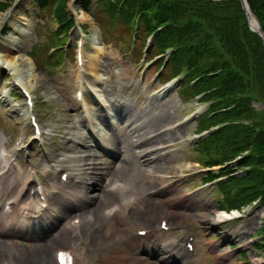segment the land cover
Returning a JSON list of instances; mask_svg holds the SVG:
<instances>
[{
    "label": "rangeland",
    "instance_id": "374dc122",
    "mask_svg": "<svg viewBox=\"0 0 264 264\" xmlns=\"http://www.w3.org/2000/svg\"><path fill=\"white\" fill-rule=\"evenodd\" d=\"M36 1L37 0H19L17 3H13V13L10 15L7 22L11 29L7 32L6 38H4L5 36L0 37V47L7 44L10 40L14 41L13 50L15 51L12 54H16L15 56L18 57V59H16V66H18V71L22 72L19 73L20 77L29 82L32 86L31 90L37 98L35 101L37 105H39V109L41 108L42 110L41 115L44 119V125L53 124L58 130L55 138L52 140L54 142L50 146L54 152L53 154L65 153L68 156H73L71 150L64 152V149L66 147H70L71 149L74 148L75 143L73 141L76 140V134L80 132L84 133V130H81L83 127L79 123L77 110L72 101V94L76 86L77 68L74 61L73 49H75V47L71 45L74 43L77 44L76 39L80 37V29L75 27L68 33V41L71 46L69 52L73 51V55L71 56L68 54L61 70L58 68L56 73L52 74V76L49 75L50 71L46 66L41 68L44 73L42 75H34L33 72L29 70L28 66L21 70L22 65H19L18 62L24 60V57L30 52L35 42H42L44 39V36L36 38L34 35V29L39 22V12ZM80 6V0H71V3H69L70 10L76 15L77 22L84 26L86 33L84 47L86 63L84 69L87 71V77L90 78L91 76L96 84L99 79H102L99 80L100 85L98 89L101 92H105V95L103 94L105 99L115 104L113 105V109L115 110L114 121H108L111 124H116V126H118L119 123H123L126 126L132 123L134 130L136 129L137 132H134L132 135L133 132L130 133L129 128L127 132L130 133L129 136H133L132 139L139 140L143 132L152 129L148 127L151 126L150 118L161 115L162 112L166 111L171 116V119L165 123V127L163 126L162 130L167 129L171 131H169V133L167 132V137H165L168 141L162 138L160 143L163 145L159 147L169 146L168 148L162 149V152L159 153L161 158L157 162V165H149L143 167L141 170H133L134 174L132 177L126 172H109L105 176L104 179L106 183H111L114 180L122 182L123 180L128 181L131 187V193L140 196L135 209L132 210L128 219L126 218L124 220L119 214H116L105 220L99 217L98 220V209L102 214L106 212L105 209L107 205L114 203L116 196L114 198V194H104L102 192L91 194V196H97L98 198L93 206L92 204L90 205L92 206L90 212H92L99 223L95 231L100 233V237L95 238L94 234L91 236L89 233H92L93 229L88 231L87 224L85 225L86 227L82 225L76 230L82 241L88 243L91 248L84 260L79 256L82 246L75 247L76 241L72 240L71 237L68 238L70 231H68L65 239L59 242L52 239V236L56 232V230L53 229L45 235L42 233V236H44L43 238H39V236L33 237L32 241L29 243H25L18 238L24 245L23 247L2 248V252L0 253V264H19L17 261L18 257L26 255L27 253L33 254L35 252H40V247L49 250V255H51L53 259L55 250L69 249L71 246H74L73 250L76 254L78 264H164L160 263L159 259L163 258V260H166L168 255L163 256L159 254L155 256L158 260L151 258L156 255L152 245V243H157L156 237L151 238L146 243L145 240H139L136 236V231L139 227H154L153 230H158L160 219H167L170 225L186 224L197 237L196 246L198 255L196 259H194L196 260L194 262H187L188 259L183 256L181 247H178V249L174 251H166L169 254L168 260L173 258L178 260L175 264H196L197 262H201L202 264H264V256L260 258L262 253L254 246L255 243L260 242L261 239L253 238L257 237L255 234L258 232L261 221L260 209L258 207L247 208L245 214H243V218L224 223L218 229H214L210 222V219L217 211L216 196L212 194L213 187L212 185H207L204 186V188L200 187L196 189L201 185L195 184V182L199 181V177L197 174L193 176L190 175L196 172L198 173L202 169L196 164L184 163L186 162L185 160L188 161L194 157V154L186 148V146L195 145L198 140V135L195 133L196 127L194 120L188 122L184 121H186L194 111H203L205 106L193 101L181 103L180 98L175 92L177 86L167 94L157 96L160 88L158 87L159 83H157V79H155L156 68L153 66L148 67L145 69L144 74L141 75V70L146 65L144 61L139 60L135 63L134 60L123 56L124 53L114 42L103 45L95 23L88 14L81 12ZM1 17H3L2 13H0V18ZM50 27L49 30L46 29V37L56 29V25H54L53 22H50ZM95 56L99 57V60L97 59L98 65L96 66H94V63H90ZM20 63L23 64L22 62ZM0 70H2L1 67ZM3 72L7 74L8 78L3 76L0 77V126L6 130H0V132H4L9 137L13 138L15 135L17 136L19 134L22 127L13 124L14 119L12 116H16L15 113H13V104L4 102V98L1 95L9 79L8 71L6 72L3 70ZM33 78L36 79L33 80ZM92 80L89 81V85ZM86 82L87 80L85 77V83ZM44 101V105L49 107V110L41 105ZM255 106L258 110L263 108L260 104ZM85 107L93 111L95 109L92 102L91 104L85 105ZM96 113L99 115L97 118L99 119L101 114L97 111ZM103 120L107 121L104 117ZM104 121L93 120V122L99 124L105 134H111L112 132L107 133L105 131L104 125L106 122ZM70 127H72V129H70ZM139 128H141V130H139ZM117 133L118 131L115 130L112 137L114 138ZM103 136L107 139L104 134ZM149 136L151 137L152 135H148L147 137ZM118 138L119 137H117V139ZM28 145L29 144H27V152H23L17 160V163L21 167L26 160V155L29 154L28 149H31ZM74 151L77 152L78 150L75 149ZM137 151V148L127 146L126 154L129 155L128 157H132V155L135 154L134 152L137 153ZM121 157L122 156L118 158L115 157V166H119ZM153 157L155 156H151V158ZM133 163V161H130L127 164L129 167H134ZM134 168H136V166ZM240 172H243V170H240ZM111 174L116 175L112 176ZM46 180L47 183L52 181L50 177H46ZM53 180L55 182L57 179L54 178ZM164 187H167V189L162 190L163 192L158 193L156 196L149 194L150 192H155L156 189H162ZM105 190H108V187ZM75 195L80 196V193L77 192ZM166 200L178 201V204L177 206L167 205V202H165ZM145 201L146 204L144 203ZM61 206L62 204L60 203L53 205L52 201V208L49 214H59L60 216L66 217L68 213H60ZM69 213L72 215L71 218L76 216L72 212ZM171 217L172 220H169ZM64 221L61 223L62 225H65ZM50 224V222L44 224V232ZM112 224L119 227V229H117L118 233L120 232L124 234L123 236L128 237L130 243L126 244L125 247L119 244L117 239H111L106 235L108 229L104 228V226H110ZM238 227H241L244 234L235 233L224 238L226 230H234ZM35 240L36 244H34ZM77 244H80V242H77ZM36 246L37 248H35ZM241 251L246 253L244 257L238 255ZM220 255H223V257H219ZM139 259H145L147 262Z\"/></svg>",
    "mask_w": 264,
    "mask_h": 264
},
{
    "label": "trees",
    "instance_id": "16d2710c",
    "mask_svg": "<svg viewBox=\"0 0 264 264\" xmlns=\"http://www.w3.org/2000/svg\"><path fill=\"white\" fill-rule=\"evenodd\" d=\"M84 6L89 0H83ZM94 20L101 30L130 47L137 19V43L154 32L152 53L171 48L166 76L182 74L179 92L190 98L203 95L207 111L198 121V131L221 125L192 148L195 161L218 173L208 172L204 181L225 177L217 185L219 207L225 210L259 201L264 207V47L251 32L237 0H97ZM66 0H49L47 12L66 20ZM264 35V0H247ZM44 5V3H43ZM5 4H0L4 9ZM72 20L67 23V27ZM162 28L159 32L157 29ZM49 66L56 65L46 58ZM193 82V85L191 83ZM247 152V154H245ZM243 170L238 175L237 171ZM263 241L264 224L259 229Z\"/></svg>",
    "mask_w": 264,
    "mask_h": 264
},
{
    "label": "bare ground",
    "instance_id": "6f19581e",
    "mask_svg": "<svg viewBox=\"0 0 264 264\" xmlns=\"http://www.w3.org/2000/svg\"><path fill=\"white\" fill-rule=\"evenodd\" d=\"M3 24V20L0 21V27ZM13 45H14V41H9V44H4L0 47V64L1 66L6 69L7 71H9V76H10V82H9V86L13 85V84H19L22 87L26 88L27 91H30L32 89V86L29 84V82L23 80L20 77L19 72L16 66V59H18V57H16V54H12L15 50H13ZM18 56V55H17ZM97 59L99 60V57L95 56L90 63H94L96 65H98L97 63ZM20 62H22L23 64H21ZM19 63V65H22L21 70L23 68H26L28 66L29 70L31 72H33L34 75H37L36 70L34 68V65L32 63V61L25 56L24 60H21ZM36 78H33V80H35ZM5 99H8V96H5ZM8 101V100H7ZM94 116V113L92 114ZM96 117L98 118V115H96ZM171 119V116L169 115L168 112L164 111L161 113V115L158 116H154L152 118H150V122H151V126H148L152 129L147 130L146 132H143V134L141 135V138H139V140L137 139H132L133 136H129L130 133H132V135L134 134V132H137V130H134L133 124L130 123V125H124L123 123H119L118 126H116V130H118L117 135H115L114 140L112 139L113 133H111V135L109 134V141L107 144V146H110L113 148V153H110V157L112 158V161L108 162L107 160H102L98 155H94V153H92V151L89 149V147H86V150L88 152L87 155H80L74 158H70L69 162H66L67 164H72L74 166L75 169H71V168H67L66 171H70L72 173V171H76L77 172V176L74 177V179L79 180V186H75L73 187V185H70L71 189H81L83 191V189H93L94 191L101 193H104V189L105 187L110 186V183L104 186V181H105V176L110 172H114V173H119V172H126L129 173L130 177L133 176L134 172L133 170H141L143 167H147L149 165H157V162L160 160V156L159 153L162 152V147H159L163 144L160 143V141L162 140V138L164 139L165 137H167V132L169 133L168 130H162V127H165V123ZM130 126V127H129ZM107 128H109V125H106ZM111 128V127H110ZM130 129V133L127 132V129ZM82 130V129H81ZM139 130H141V128H139ZM138 130V131H139ZM161 130V132H160ZM111 131V130H110ZM113 131V128H112ZM122 134V140L121 142H119L116 138L117 137H121ZM120 135V136H119ZM148 135H152L151 137H147ZM167 138H165L166 140ZM168 141V140H166ZM117 143L120 145H117ZM75 144H78L81 146V144H84L82 136L80 135L79 138L77 139V141L75 142ZM127 146H132L137 148V153L134 152L135 154L132 155V157H128L129 155H126V151H127ZM91 148H93L92 146H90ZM76 148V147H75ZM133 153V152H132ZM119 154H123V157H121V162L120 165L118 167H113L115 166V162L114 159L115 157H119ZM151 156H155L153 158H151ZM100 159L97 160L99 162V164L96 163H85V161L89 160V159ZM154 160V162H153ZM130 161H133V165L134 167L136 166V168L134 167H129L127 163H129ZM155 165V166H156ZM91 171V172H90ZM63 172V173H64ZM50 175L52 177H54V173H50ZM112 176H115L116 174H111ZM91 176V178L89 177ZM73 179V177H72ZM26 179H24L23 181V185H25ZM126 183V182H125ZM151 183V182H148ZM12 186L15 187V184L12 183ZM155 189V188H154ZM122 192H128L129 188L128 187H123L121 189ZM71 196V194L69 195ZM138 198H140V196H138ZM96 197L94 196H86V198H84V200L81 201V204L78 205L76 211H80V215H84V213L88 210H91V207L94 205L95 201H96ZM127 199V197L125 195H123L120 199H119V203H123L125 200ZM167 205H175L177 206L178 201H173V200H166ZM131 203H133V199H129L127 201H125L124 203V207L121 210H128V205H130ZM146 204V201L144 202ZM90 204H92V206H90ZM120 204V205H121ZM117 205V204H116ZM121 208V207H120ZM131 208V207H130ZM73 211V208H67L62 206L60 213L61 214H66L68 213V215L66 217L60 216V215H56L55 217H52V225L50 228L56 226L54 229L56 230L55 234L52 236V239L55 241H63L65 239V237L67 236V233L69 230L75 229L72 228L71 226L69 228L65 227L64 225L61 224V220H66L67 218L70 217V213ZM93 218L95 216H92ZM99 217H102L103 220L108 219L109 217L100 213L99 209H98V213H97V219L99 220ZM232 218V217H231ZM229 218V219H231ZM220 220H224V217L222 216H218L216 219H214L215 223L220 221ZM24 223L28 222V220H23ZM56 222V223H53ZM87 223V222H86ZM58 224V225H57ZM86 226L89 227V229H94L97 228L99 226V223L97 222L96 218L94 220V224L92 223H88ZM104 228L108 229L110 231L111 234H117V229H119V227L115 224H112L110 226L106 225L104 226ZM88 230V228H87ZM96 231H94L93 233H91L90 235L93 236V234L95 235V238L100 237V233H95ZM45 235V234H44ZM107 235V232H106ZM42 238L44 236H41ZM40 237V238H41ZM15 237L12 234H9L8 232H2L0 234V253L2 252V248H6V247H14L17 248L20 246V243L18 242L17 238H15L16 240H12ZM23 240H25V243H29L31 240H26L25 237H21ZM32 239V238H29ZM34 244H36V240L34 242ZM24 245H21V247H23ZM37 248V246L35 247ZM31 249V248H30ZM27 250V249H26ZM40 252H35L33 254H26V255H22L21 257H18L17 261L19 262V264H56L53 262V259L51 258V255H49V250L46 249H42L41 247L39 248ZM84 257L86 258V255H84Z\"/></svg>",
    "mask_w": 264,
    "mask_h": 264
},
{
    "label": "water",
    "instance_id": "95a60500",
    "mask_svg": "<svg viewBox=\"0 0 264 264\" xmlns=\"http://www.w3.org/2000/svg\"><path fill=\"white\" fill-rule=\"evenodd\" d=\"M241 1H242L243 8H244L246 14L248 15L249 14L248 7H247V5L245 4V2L243 0H241ZM255 32L261 36V34L259 32H257V31H255Z\"/></svg>",
    "mask_w": 264,
    "mask_h": 264
}]
</instances>
